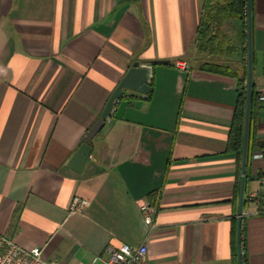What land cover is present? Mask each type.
<instances>
[{
    "label": "crops",
    "instance_id": "0c3cea01",
    "mask_svg": "<svg viewBox=\"0 0 264 264\" xmlns=\"http://www.w3.org/2000/svg\"><path fill=\"white\" fill-rule=\"evenodd\" d=\"M203 3L0 0L1 234L57 264L87 263L121 243H144V264H238L241 157L226 149L237 79L200 65L241 67V39L226 25L240 44L233 55L198 53ZM253 18L259 91L264 0H254ZM134 61L152 66L149 95L122 89L81 170L66 167ZM263 166L251 160L244 188V264H264V203L249 197ZM73 197L87 204L69 211ZM140 205L152 211L151 228Z\"/></svg>",
    "mask_w": 264,
    "mask_h": 264
},
{
    "label": "trees",
    "instance_id": "16d2710c",
    "mask_svg": "<svg viewBox=\"0 0 264 264\" xmlns=\"http://www.w3.org/2000/svg\"><path fill=\"white\" fill-rule=\"evenodd\" d=\"M246 7L247 0H204L202 13L198 21L196 33V50L198 53H205L216 57H231L233 53L240 47L243 55V65L239 68H232L227 64L217 63L215 61H206L200 65V69L232 76L237 79L236 94L237 99L234 106V113L228 132V140L226 149L236 153L241 157L244 113L246 103V81H247V33H246ZM251 16H252V57L253 65L255 62L254 49V0H251ZM230 29H236L237 35L240 37V44H236L224 31L225 26ZM150 91L145 94L147 97ZM261 106L259 100V91L256 90L254 79L252 80L251 96H250V114L248 124L247 154H246V185L249 181L248 169L251 165L252 155L258 147L256 140L258 113ZM83 139V138H82ZM81 139V141H82ZM244 191V193H245ZM239 193V183L236 186V194ZM245 203V202H244ZM242 235V232H241ZM243 245V238H241ZM236 253L234 254V260ZM243 264L245 259L242 254Z\"/></svg>",
    "mask_w": 264,
    "mask_h": 264
},
{
    "label": "water",
    "instance_id": "95a60500",
    "mask_svg": "<svg viewBox=\"0 0 264 264\" xmlns=\"http://www.w3.org/2000/svg\"><path fill=\"white\" fill-rule=\"evenodd\" d=\"M246 33H247V81H246V103L244 113V128H243V141L241 151V165H240V181H239V194H238V211H237V225H236V253L237 263L243 264L242 261V248H241V231H242V208H243V195L245 188L246 177V154H247V139H248V124L250 114V96L253 80V57H252V16H251V0H247L246 7ZM155 63H168L166 60H156ZM146 70L143 66H139L137 61L131 63L128 67L115 89L109 95L106 103L104 104L99 117L87 129L82 142L78 145L75 151L70 156L66 163V167L80 171L91 151V139L101 129L104 124V118L111 108L112 101L117 99L122 94V89H128L141 94H146L149 90V85L146 83Z\"/></svg>",
    "mask_w": 264,
    "mask_h": 264
},
{
    "label": "built area",
    "instance_id": "2783aa9c",
    "mask_svg": "<svg viewBox=\"0 0 264 264\" xmlns=\"http://www.w3.org/2000/svg\"><path fill=\"white\" fill-rule=\"evenodd\" d=\"M175 68L184 69L186 64L181 60L174 61ZM143 66L146 70V83H149L151 78V64L144 63ZM145 96V94H141ZM259 100L264 102V87L259 90ZM118 98L112 101L111 108L104 118V122H108L114 110ZM258 147L252 155L253 161H264V137L259 139ZM258 186L255 191L249 194V197L263 201L264 203V166L261 168L257 177ZM87 204L86 199L73 197L69 203V211H79ZM139 209L143 215V223L151 228L152 225V211L145 205H140ZM264 209V204H263ZM106 255L104 257L94 256L87 263L76 262L74 264H144L146 247L144 243L136 247H132L125 243H121L116 248L106 247ZM0 264H57L54 260L45 259L42 256L40 247L34 246L31 248H23L12 242L9 238L0 233Z\"/></svg>",
    "mask_w": 264,
    "mask_h": 264
}]
</instances>
